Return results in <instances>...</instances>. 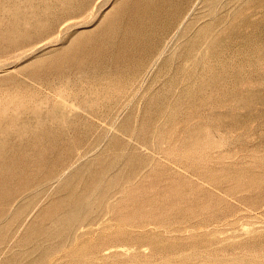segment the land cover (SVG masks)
<instances>
[{
	"label": "rangeland",
	"instance_id": "374dc122",
	"mask_svg": "<svg viewBox=\"0 0 264 264\" xmlns=\"http://www.w3.org/2000/svg\"><path fill=\"white\" fill-rule=\"evenodd\" d=\"M0 264H264V0H0Z\"/></svg>",
	"mask_w": 264,
	"mask_h": 264
},
{
	"label": "bare ground",
	"instance_id": "6f19581e",
	"mask_svg": "<svg viewBox=\"0 0 264 264\" xmlns=\"http://www.w3.org/2000/svg\"><path fill=\"white\" fill-rule=\"evenodd\" d=\"M138 30H139V29H138ZM130 31H131V30L129 29V31H128L129 34H130ZM125 32H126V31H125ZM128 32H127V33H128ZM138 34H139V33H138ZM137 36H139V35H137ZM129 39H132V38H129ZM133 39H134V38H133ZM130 42H131V41H130ZM130 42H129V44H130ZM125 44H126V43H125Z\"/></svg>",
	"mask_w": 264,
	"mask_h": 264
}]
</instances>
